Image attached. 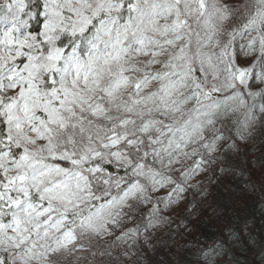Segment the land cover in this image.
Instances as JSON below:
<instances>
[{"label":"snow or ice","instance_id":"1","mask_svg":"<svg viewBox=\"0 0 264 264\" xmlns=\"http://www.w3.org/2000/svg\"><path fill=\"white\" fill-rule=\"evenodd\" d=\"M231 117L264 122V0H0V264L127 257Z\"/></svg>","mask_w":264,"mask_h":264},{"label":"trees","instance_id":"2","mask_svg":"<svg viewBox=\"0 0 264 264\" xmlns=\"http://www.w3.org/2000/svg\"><path fill=\"white\" fill-rule=\"evenodd\" d=\"M238 56L247 59L243 53ZM235 119L226 120L224 130L236 147H226L231 141L221 144L205 170L186 182L183 198L167 208L160 205V216L166 219L158 226L144 232L152 204L135 209L124 225L141 228L131 254L125 257L124 248L117 247L111 256H97V264H264V122H257L240 141L234 135ZM173 179L179 182V174ZM169 191L171 186L153 195L164 198Z\"/></svg>","mask_w":264,"mask_h":264},{"label":"rangeland","instance_id":"3","mask_svg":"<svg viewBox=\"0 0 264 264\" xmlns=\"http://www.w3.org/2000/svg\"><path fill=\"white\" fill-rule=\"evenodd\" d=\"M183 196V195H182Z\"/></svg>","mask_w":264,"mask_h":264}]
</instances>
